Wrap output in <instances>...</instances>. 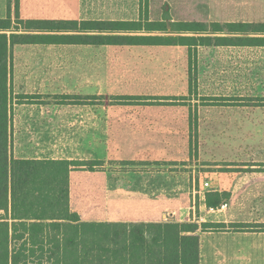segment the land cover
I'll list each match as a JSON object with an SVG mask.
<instances>
[{
    "label": "rangeland",
    "instance_id": "1",
    "mask_svg": "<svg viewBox=\"0 0 264 264\" xmlns=\"http://www.w3.org/2000/svg\"><path fill=\"white\" fill-rule=\"evenodd\" d=\"M203 2L198 23L208 24ZM8 7L14 23L21 21L19 17L32 20L35 16L32 0H0V19L7 17ZM170 15L161 0H141L136 21L144 28L148 21L161 23L167 30L130 33L159 36L163 41L194 38L177 33ZM203 35L207 34L200 37ZM176 46L181 45L145 46V55L146 48L136 46L45 48L52 53H74L73 65L80 67L83 62L88 74L72 77L70 91L33 95L29 100L44 111L56 110L57 116L74 121L87 117L85 125L93 124L96 131L106 126L104 117L112 115L119 118L122 133H137L130 162H94L91 171L120 172L118 179L125 186L120 187L121 203L127 205L131 191L134 198L131 196L130 205L135 201L142 220L173 223L174 203L179 206L185 200L184 207L194 204L197 208L200 195L214 189L234 190L235 199L230 198V192H223L220 198L234 203L235 214L256 216L262 213L258 207L264 205V196L257 194L259 183L264 182V49H248L242 54L216 51L217 59L212 63L207 49L196 53V48ZM34 50L16 46L11 54ZM57 63L62 66L64 60ZM166 69L172 75H164ZM98 117L102 119L96 123ZM120 142L132 144L124 139ZM121 151L122 159L127 158L125 148ZM95 180L79 179L85 183L79 197L91 204L87 208L93 212L102 195L98 187L102 182ZM205 182H210L209 187H204ZM247 191L253 192L249 198L242 194ZM175 213L183 219L179 210ZM190 217L186 215L179 223H189ZM26 264L53 261L49 252L37 250Z\"/></svg>",
    "mask_w": 264,
    "mask_h": 264
},
{
    "label": "crops",
    "instance_id": "2",
    "mask_svg": "<svg viewBox=\"0 0 264 264\" xmlns=\"http://www.w3.org/2000/svg\"><path fill=\"white\" fill-rule=\"evenodd\" d=\"M141 0H32V9L35 21H76V22H137L138 11ZM167 13L174 23H198L200 21V9L202 0H161ZM206 6V21L210 23L225 24H258L264 23V0H204ZM20 12V10H19ZM21 13V12H20ZM11 14V13H10ZM110 14V16H107ZM23 21L24 20L19 17ZM204 18V17H203ZM4 19V18H2ZM36 34H71V32H36ZM96 34V33H91ZM133 35L134 33H124ZM190 37H200L196 33H182ZM181 35V34H180ZM211 34L203 35L209 36ZM245 37L243 34H213L212 37ZM251 37H264L261 34H249ZM23 49H35L32 51H20L11 54L10 50V72L9 88L12 102L11 110V154L15 160L32 161H67L71 164L83 163V166H71L68 175V204L70 212L76 213L81 222L97 223H160L161 219L155 221L142 220L141 212H137L135 201L131 204V191H128L127 205L121 203L120 187L124 186L118 179L120 172L115 171L94 172L91 171L95 163L108 162H130V152L136 148V132H124L120 130L119 118L106 116L104 121L106 126L99 130H93L91 125L86 126L85 120L78 121L72 117H62L56 115V110H42L39 104L29 100L33 95H55L57 92L72 90V77L87 76L88 67L83 62L73 65L74 53H52L44 49L68 46L79 47H107L112 45L91 46V45H61V44H35V45H15ZM12 47V48H13ZM132 47V46H130ZM143 47V55L148 51ZM196 48V53L200 49H207L210 60L213 61L218 55L216 51L225 54L236 52L246 53L248 49H264V47L254 46H176L178 49ZM11 48V49H12ZM169 48V47H167ZM44 50V51H43ZM195 53V52H194ZM214 56V58H213ZM236 60V57H233ZM58 60H64L62 66L58 65ZM213 65V64H212ZM86 70L87 72H83ZM168 72V69L163 72ZM156 74L155 72H153ZM115 82V81H114ZM118 84V82H115ZM67 86V88H66ZM69 87V88H68ZM153 88H151L152 90ZM55 107V106H54ZM101 117L95 121L100 122ZM90 120V119H89ZM79 124V125H78ZM98 128V127H96ZM92 129V130H90ZM148 137H146L147 139ZM132 141L122 145L120 140ZM149 139V138H148ZM125 148L127 158L122 159L121 149ZM91 164V167L88 165ZM82 170V171H81ZM87 171V174L85 173ZM85 173V174H82ZM82 175V177H81ZM96 178L102 184L98 186L102 189L100 201L97 203L96 211L87 208V202L79 197V189L85 183L79 182L81 178ZM100 178V179H99ZM95 180V181H96ZM210 182H205L204 187H209ZM130 189V184H127ZM260 188L257 194L264 196V182L259 183ZM82 191V190H81ZM222 190L214 189L200 195L198 207H184L183 200L179 206L175 203V210L171 220L173 223L182 224L185 216L191 215L187 220L189 224H196L198 229L188 235H196L199 239V264H264V205L258 207L259 213L238 215L234 212V203L223 204L218 207H208L207 197L211 193H217L218 197L223 194ZM230 192L231 199H235L234 190ZM225 192V193H227ZM253 193V192H252ZM251 192H243L246 197H251ZM196 194V192L194 193ZM134 196H132L133 200ZM91 204L89 203L88 206ZM228 205L230 209H228ZM210 209H214L211 211ZM179 210L181 218L175 215ZM191 210V212H190ZM172 211V210H171ZM224 212L223 214H221ZM10 213V212H9ZM132 213V215H131ZM0 211V216L4 215ZM9 215V214H8ZM145 216V215H144ZM183 216V217H182ZM9 217V216H8ZM11 222V220H9ZM172 222V221H170ZM186 222V220L184 221ZM202 224H223L222 229H202ZM236 225L247 227L237 228Z\"/></svg>",
    "mask_w": 264,
    "mask_h": 264
},
{
    "label": "trees",
    "instance_id": "3",
    "mask_svg": "<svg viewBox=\"0 0 264 264\" xmlns=\"http://www.w3.org/2000/svg\"><path fill=\"white\" fill-rule=\"evenodd\" d=\"M147 24L144 28L139 22L18 19L14 23L9 7L7 17L0 19V211L5 213L0 216V264H26L37 250L49 252L53 264H199V239L188 235L198 229L196 224L81 222L69 209L68 175L71 166L85 164L15 160L11 154L9 72L10 50L15 45L264 47V37L201 36L163 41L165 39L159 36L124 34L167 30L161 23L148 21ZM176 26L177 33L225 31L227 34L264 35V23H176ZM186 40L189 43H185ZM209 196L213 198L207 199L208 207L221 205L223 200L217 193ZM201 228L214 230L225 226L202 224Z\"/></svg>",
    "mask_w": 264,
    "mask_h": 264
},
{
    "label": "built area",
    "instance_id": "4",
    "mask_svg": "<svg viewBox=\"0 0 264 264\" xmlns=\"http://www.w3.org/2000/svg\"><path fill=\"white\" fill-rule=\"evenodd\" d=\"M225 207V205H222L221 208ZM211 211H213L214 209H210Z\"/></svg>",
    "mask_w": 264,
    "mask_h": 264
}]
</instances>
